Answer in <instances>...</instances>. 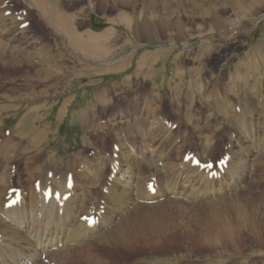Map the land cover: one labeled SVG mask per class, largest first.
<instances>
[{
	"label": "rangeland",
	"instance_id": "obj_1",
	"mask_svg": "<svg viewBox=\"0 0 264 264\" xmlns=\"http://www.w3.org/2000/svg\"><path fill=\"white\" fill-rule=\"evenodd\" d=\"M237 1L238 7L248 2L247 15L224 0H46L79 38L104 41L102 56L71 44L70 32L52 26L33 0L1 1V14L22 23L3 26L7 31L0 34V144L12 159L6 178H13L14 190L27 194L31 178L36 181L47 164L70 174L86 173L90 164L103 166L105 175H112L116 163L124 165L140 148L148 176L157 169L164 174L171 164L179 170L187 163L186 154L192 157L188 162L197 155L205 164L221 158L228 165L236 157L248 164L247 181L228 197L237 207L228 199L218 212L176 199L168 212L157 206L151 211L160 226L167 213L176 218L185 214L190 220L185 227L197 237L199 225L213 241L222 227L225 236L219 244L233 237L237 251L216 252L207 239L185 246L175 239L136 242V232H131L124 254V237L114 232L107 241L117 247L114 257L111 249L100 256V244L97 264H264V17L251 21L264 14V0ZM174 23L181 27L170 25ZM142 29L151 37L139 35ZM241 108L252 111L262 141L247 142L238 122ZM36 129L44 131L37 148ZM237 139L244 147L239 153ZM153 155L157 159L148 167ZM208 166L198 169L210 173ZM100 183L94 181L91 188L101 192ZM106 196L82 202L99 209L109 206ZM253 211L258 231L248 226L239 235L233 220L239 216L246 221ZM44 263L57 264L50 258Z\"/></svg>",
	"mask_w": 264,
	"mask_h": 264
},
{
	"label": "bare ground",
	"instance_id": "obj_2",
	"mask_svg": "<svg viewBox=\"0 0 264 264\" xmlns=\"http://www.w3.org/2000/svg\"><path fill=\"white\" fill-rule=\"evenodd\" d=\"M1 1L2 0H0V5L2 3ZM247 1L252 2L254 0ZM33 2L36 4L42 15L49 21V23H51L52 26L60 29V31H65L67 33L70 32V41L71 44H73L75 47L85 51L89 55H104V41H98L91 37L90 39L86 40L79 38L72 31L71 25L65 22V20L61 17L56 9L48 8L46 0H33ZM224 3L231 6L235 5V7H237L238 9V14L241 13L243 14V16L247 15V12H249L250 10L247 8L248 2H245V5L240 4L239 7V3L237 0H224ZM2 12L0 10V24H2L0 34L6 30V28L3 26H17V24H19L17 20L12 21L11 19L10 22L9 20L11 17L8 18L7 16L2 15ZM263 17L264 14L253 18V20L251 19V21L256 22ZM21 24H19L18 26H20ZM170 25H173L176 28L181 27L179 23ZM139 32V35L142 34V36L144 35L147 38L150 36L147 30L144 31L142 29ZM22 33L25 35V31H22ZM234 83L235 81L232 80V84ZM224 99H226V97H224ZM235 110L236 112H238V108H235ZM247 111L248 109L244 110L242 108L239 110L238 115L241 114V117H238V122H240V127H242L241 130L244 129V132H246L245 138L247 142L253 144L257 141H262L263 136H261L258 131L254 130V128L256 129L257 125L253 120L252 111L250 109L248 112ZM34 112L37 113L36 117H38L40 112L38 110L33 111L32 114H34V117L36 115ZM35 132H32L35 134V140L33 139V146L37 148V144H40V142H38L40 140L39 137L44 134V131L41 132L40 130L39 132V130L36 129ZM37 132H39V134ZM237 141L238 139L236 140L235 148H237L239 151L235 152L239 153L244 149V147L242 146V143ZM4 145V143L0 144V156L2 157L1 160H3L0 161L2 163V165L0 166L5 169L2 172V169L0 170V264H45V258H50L52 263L57 264H95L97 262L95 260L97 259L96 255H98L96 253L99 250H96V247L98 245L101 244L104 248H102V251L99 252L100 256L101 253L104 255L108 252V250L117 248L115 246L111 247L107 243V241H110L111 239L109 238V236H111V234H113L114 232H121L122 236L124 237L123 239H121V241H123L121 244L123 245V250L125 249L126 251V247L129 243H125L124 240L127 239L128 235H130L131 232H136L134 233V235L136 234V242L142 241V239H150L155 243H158L164 239H175V241L180 240L185 246V244H191V242L193 241L203 242L204 239H207L206 241L211 243L209 244V246L212 245L213 248L216 249V252L218 250L220 252H227L229 250L237 251L239 249V246L237 245L238 243L236 242V239H233V237L231 239L228 237L229 239H225L219 244V241H221L223 236H225V232L222 230V227H219L218 230V234L220 235L218 237V240L214 239L213 241L210 239H213L214 237H206V233H208L207 229L202 228L198 225L200 231L198 232L199 236L196 237V234L193 230L191 231L188 227H185L187 221H190L185 214L181 218H176L170 213H167V215L163 217V222L160 226L158 223L159 221L156 222L154 220L151 211L154 207L157 206L162 208V213H165L166 211L168 212L171 207L168 204L176 199H183L188 204H193L194 207L197 206L203 209L210 208L218 210V212H220L218 208H220L221 206L224 207L225 203L228 202L230 196H232L233 194L235 195L238 191L237 189L243 186L244 182L247 181L246 170L248 164L246 165V159L242 160L236 157V161L235 159L232 160V158H230V161L227 165V170L224 172V174H221L220 177L217 178H210L209 172H200L198 169L199 167H192V162L184 163V165H182L179 170L176 169L177 165H166V171H164V174L163 172H161V169H157L152 172L150 171L152 174L148 176L145 173L146 169L142 165V151L144 149H141L142 151L139 150L141 154L138 151L139 155L134 156V158L127 156L126 160L123 161L124 165L120 163L117 164L115 162L116 164L113 170L116 171V173L114 174V171H111L112 175H105L103 166L102 168L95 169L90 164L86 169V173L82 170L81 172H77L76 170V172L70 174V172H68V169L64 168L63 170L62 168V170H58L54 167L53 164L51 166L47 164L43 171L41 170V174H38L37 172L38 178L36 179V181H33L34 176L32 178L30 177L32 179V182H29V186L27 185V194L21 192L20 203H16L10 208H6V204L9 201V191L14 190V184L11 181L12 177L10 179L9 177L6 178V176H8L6 175L8 174L6 173L7 167H9L12 159L9 157V155H6L7 149L3 147ZM20 145L22 146V144ZM126 149L128 150V148ZM26 151H28V149ZM131 152L132 151H130V153ZM156 159L157 158L150 159L148 161V167H152L153 162ZM151 160H153V162H151ZM75 167L77 168V166ZM99 167H101V165ZM111 167L113 168V166ZM31 175L33 174L31 173ZM70 176L72 177L73 184L71 189L67 187V180ZM102 176L104 178L101 180ZM94 181H97V183L101 181V192H99L97 189L94 190L93 188H91V185H93ZM36 182L40 183L39 187L36 186ZM151 182H154L156 188V193L154 195L151 194L150 189L148 188V185ZM48 188H52L55 192H59L61 195L60 199L55 200L52 197V199L47 202L45 199V195ZM262 189H264V187ZM262 192L264 191L262 190ZM101 194H107L106 198L109 201V206L108 202L107 206H104L103 204L99 206V203V209L98 207L90 208L88 206H84L82 199H87L88 201L92 199L94 200L96 196H101ZM65 195H69V198L65 199ZM13 197L14 196L12 195L11 198ZM146 201L148 203L144 204ZM230 202L233 203L232 200ZM229 204H226V208L227 205L229 206ZM234 205L236 206V204ZM221 209L223 210L222 207ZM229 209L232 210V207H229ZM214 212L216 213V211ZM94 214L96 215L97 220H95L92 226H89L88 217L93 216ZM257 214V212L255 213L253 211V213H251V216H249L246 221L242 220L239 216L233 220L234 223H232L235 225L234 229L238 232L239 235L242 234V231L245 230L248 226L253 227L254 231H258ZM83 216H86L85 221L82 220ZM146 233L148 236L146 235ZM114 237L116 238V236ZM116 241L117 240H115V242ZM154 248H156V246ZM125 250L123 251L124 254ZM113 252L114 250L110 252L112 256L115 253ZM159 252L161 251L159 250ZM112 256L110 255L111 258ZM104 258L107 259L106 256H104ZM114 261H116V259ZM105 262L106 261H104L103 263ZM111 263L109 262L107 264ZM99 264L102 263L100 262Z\"/></svg>",
	"mask_w": 264,
	"mask_h": 264
}]
</instances>
